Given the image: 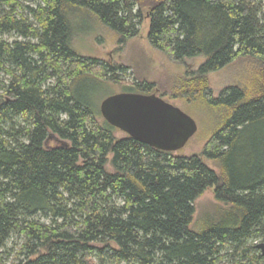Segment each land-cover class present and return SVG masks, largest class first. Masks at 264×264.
<instances>
[{
    "label": "trees",
    "instance_id": "1",
    "mask_svg": "<svg viewBox=\"0 0 264 264\" xmlns=\"http://www.w3.org/2000/svg\"><path fill=\"white\" fill-rule=\"evenodd\" d=\"M78 10L119 47L146 17L149 45L171 62L204 58L178 84L214 112L200 154L114 136L91 94L128 67L73 50ZM243 58L262 69L214 96L208 74ZM211 188L229 209L194 232V201ZM261 241L264 0H0V264H264Z\"/></svg>",
    "mask_w": 264,
    "mask_h": 264
},
{
    "label": "rangeland",
    "instance_id": "2",
    "mask_svg": "<svg viewBox=\"0 0 264 264\" xmlns=\"http://www.w3.org/2000/svg\"><path fill=\"white\" fill-rule=\"evenodd\" d=\"M69 20L72 25L71 46L79 56L99 59L104 62H116L128 67L127 74L120 84L105 83L96 86L95 89L92 84L91 101L98 108L99 113L100 104L105 98L124 93L125 87L145 81L153 85L151 94L178 107L197 124L195 135L173 155L200 154L212 129L211 113L214 112L209 111L201 104L189 103L184 100L178 91V84L186 75L196 71L203 63L204 58L199 56L185 59L180 64L171 62L164 54L149 45L146 37L148 32L146 17L139 26V34L122 47L117 45L116 34L103 26L87 11L78 10L75 14L69 15ZM261 69L262 66L252 59H238L219 71L209 73L207 76L208 86L213 95L217 96L225 87L246 86L247 77ZM114 136L122 138L126 134L116 129ZM204 162L209 168L218 172L217 163L207 160ZM107 169L111 171L110 165H107ZM194 209L190 228L194 232H199L206 224L217 221L229 207L214 198L213 188H211L194 201ZM19 243L16 237L12 238L8 247L11 248Z\"/></svg>",
    "mask_w": 264,
    "mask_h": 264
},
{
    "label": "water",
    "instance_id": "3",
    "mask_svg": "<svg viewBox=\"0 0 264 264\" xmlns=\"http://www.w3.org/2000/svg\"><path fill=\"white\" fill-rule=\"evenodd\" d=\"M100 115L134 141L163 152L181 150L197 132L190 116L154 94L112 95L101 102ZM255 248L264 257V242Z\"/></svg>",
    "mask_w": 264,
    "mask_h": 264
}]
</instances>
